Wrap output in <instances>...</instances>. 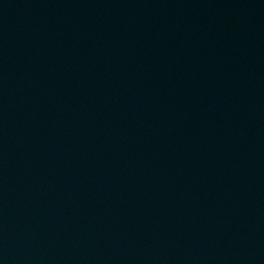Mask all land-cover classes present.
<instances>
[{"label": "water", "instance_id": "1", "mask_svg": "<svg viewBox=\"0 0 264 264\" xmlns=\"http://www.w3.org/2000/svg\"><path fill=\"white\" fill-rule=\"evenodd\" d=\"M0 264H264V119L134 0H0Z\"/></svg>", "mask_w": 264, "mask_h": 264}]
</instances>
